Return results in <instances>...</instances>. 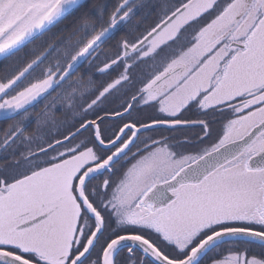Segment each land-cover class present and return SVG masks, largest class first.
Instances as JSON below:
<instances>
[{"label":"snow or ice","instance_id":"6c2138e0","mask_svg":"<svg viewBox=\"0 0 264 264\" xmlns=\"http://www.w3.org/2000/svg\"><path fill=\"white\" fill-rule=\"evenodd\" d=\"M0 264H264V0H0Z\"/></svg>","mask_w":264,"mask_h":264}]
</instances>
